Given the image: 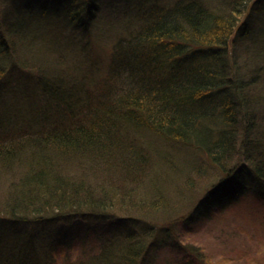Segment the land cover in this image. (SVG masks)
Wrapping results in <instances>:
<instances>
[{"label": "trees", "instance_id": "obj_1", "mask_svg": "<svg viewBox=\"0 0 264 264\" xmlns=\"http://www.w3.org/2000/svg\"><path fill=\"white\" fill-rule=\"evenodd\" d=\"M103 12L115 38L104 74L51 65L58 42L84 58ZM256 23L264 0H0V264H46L41 238L58 249L78 236L42 229L69 216L114 225L91 226L99 248L72 264H146L170 246L155 223L135 226L171 206L168 192L137 195L164 176L145 132L184 157L169 179L182 178L180 197L210 180L200 211L264 204V64L242 50ZM48 34L53 55L29 61Z\"/></svg>", "mask_w": 264, "mask_h": 264}, {"label": "rangeland", "instance_id": "obj_2", "mask_svg": "<svg viewBox=\"0 0 264 264\" xmlns=\"http://www.w3.org/2000/svg\"><path fill=\"white\" fill-rule=\"evenodd\" d=\"M24 1V0H21ZM116 14V13H115ZM107 18L104 12L100 15L98 22L91 29L88 39L90 45L83 52L84 58L78 59L77 45L69 46L68 44L59 43L58 38L52 39V34L43 37L39 44L38 51L35 50L34 57H29V61L40 62L37 56L45 55L51 57L53 55V43L57 48L55 55L49 61L51 65H57L60 68L70 66L77 68L82 65L81 69L89 73L91 81H95L104 74L103 59L108 54L107 50L112 49V44L115 40L114 34L108 31ZM256 36L252 42H247L242 45V50L250 55L252 65L264 64V23H256ZM24 53V52H23ZM18 55H21L18 54ZM27 58V57H26ZM28 59V58H27ZM41 59V58H40ZM100 65L98 66V63ZM33 66V63L30 62ZM21 70V69H20ZM23 74H28L29 71L23 69ZM2 80H6V77ZM139 141L146 147H149L154 154L157 163H162L154 169L159 170V175L164 173V176L159 180L152 182L149 187L137 190L138 194H144L147 198L152 197L153 192H168V200L166 208L160 210L156 216L152 218L137 217L136 225L150 221L155 223L161 236L170 232V246L152 248L148 254L146 264H183L185 260V246L188 247L190 255L196 258L197 264H264V204L261 200L252 197H246L239 200L228 207H216L208 214L196 208L199 199L204 195L206 189L210 185V180L202 183L199 191H193L188 195V198L180 197L185 193V188L180 189L182 178H173V169H179L183 163L179 162L180 158L178 148H173L171 142H165V139H157L150 133L139 134ZM189 152V151H187ZM183 152V155H188ZM179 164V165H178ZM173 168V169H172ZM183 171L185 167L183 166ZM168 179V180H167ZM170 184V186H169ZM174 185V187H172ZM185 196V194H184ZM148 205V204H147ZM145 205V206H147ZM118 211V208H113ZM192 213V216L191 214ZM186 215L190 219L177 221L178 217ZM185 218V217H184ZM93 217L89 216H69L64 220L48 223L43 232L48 231L58 235V233L67 232L69 227H74V232L78 236L68 248L52 249L49 247V242L46 239L40 241V246L47 248L46 264H72L79 260H84L87 257V251L99 248L100 238L93 234V241L85 239L91 226L113 228V221L95 222ZM174 221V224L171 222ZM113 225V226H112ZM161 229V230H160ZM110 232V231H109ZM70 261L69 263H65Z\"/></svg>", "mask_w": 264, "mask_h": 264}]
</instances>
